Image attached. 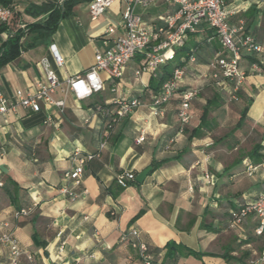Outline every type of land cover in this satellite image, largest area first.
Listing matches in <instances>:
<instances>
[{
    "label": "crops",
    "instance_id": "0c3cea01",
    "mask_svg": "<svg viewBox=\"0 0 264 264\" xmlns=\"http://www.w3.org/2000/svg\"><path fill=\"white\" fill-rule=\"evenodd\" d=\"M4 1L12 8L10 31L42 19L25 9L45 0ZM88 3L73 7L47 45L22 52L0 69L3 95L32 90L44 78L43 60L61 83L93 64L95 54L106 49L105 31L120 25L127 5L118 2L92 21ZM225 3L229 24L243 22L264 55V0ZM176 10V5L162 0L133 6L152 30L163 27ZM51 47L62 66L55 64ZM220 53L215 32L201 24L187 35L174 60L159 67L156 77L135 76L145 61L136 55L119 81L107 82L102 92L87 100L75 101L62 85L63 90L52 95L55 101L64 100L62 113L41 104L37 113L19 107L7 115L0 135V236L11 235L31 256L27 260L22 255L17 264H137L136 253L119 243L121 233L130 228L138 231L153 264H250L264 252V232L255 234L254 217L228 227L231 209L264 193V75L247 76L230 100L229 86L218 88L202 79ZM246 63L242 61V69ZM171 64H182L185 71L181 90H199L183 132H178V94L162 117L151 115L147 107L118 120L95 113V106L110 107L117 98L147 105L160 89L164 67ZM197 130L200 137H195ZM140 135L143 140L136 144ZM101 142L105 146L100 156L85 165L75 188L77 198L62 195L59 190L70 186L65 175L73 168L74 147L92 153ZM246 164L256 168L251 175ZM148 167L152 170L142 184L134 181L123 189L115 181L118 174L136 177ZM20 210L27 215L17 216ZM168 243L179 248L170 256ZM0 264H11L7 245H0Z\"/></svg>",
    "mask_w": 264,
    "mask_h": 264
},
{
    "label": "built area",
    "instance_id": "2783aa9c",
    "mask_svg": "<svg viewBox=\"0 0 264 264\" xmlns=\"http://www.w3.org/2000/svg\"><path fill=\"white\" fill-rule=\"evenodd\" d=\"M155 1L157 0H91L88 3V13L92 21L97 20L118 2H124L127 5L121 14L120 25L117 28L110 27L105 31L106 49L95 54L93 64L86 71L69 77L62 83L56 77L48 61L43 60L41 65L44 78L35 83L32 90L19 89L11 97H6L0 92V135L7 115L14 113L19 107L37 113L40 111V105L43 104L54 106L62 113L65 107L64 100L52 99V95L62 89V85L65 86L64 92L71 94L78 102L102 92L105 82L114 84L122 78L125 67L136 55H142L145 61L135 71V76L149 74L156 77L159 67L174 60L175 51L184 46L187 35L195 33L201 24H206L215 32L221 47V53L211 61L209 71L202 76L206 83H212L218 88L229 86L231 88L230 100H234L235 94L247 76L264 75V55H262L261 46L245 31L243 22L240 21L238 25L229 24L225 0H162L165 3L176 5L177 10L164 20L163 27L152 30L143 23L140 16L134 13L133 6L146 7ZM11 16L12 8L0 3V24H7ZM6 36L7 33L3 36L4 39ZM161 36L163 39L159 41ZM51 52L55 64L62 66L61 57L53 47H51ZM193 61L194 59L190 57L189 62ZM242 61L247 62L245 69L241 68ZM184 75L183 68L174 69L171 77L161 84L160 89L150 97L147 105L139 99L117 98L110 107L97 105L94 111L118 120L128 117L138 108L147 107L151 115L162 117L168 102L178 94L180 107L177 111V119L182 129L190 122V105L199 94L196 88L180 89ZM142 140L143 137L140 135L135 139V143L140 144ZM104 146L105 142H101L97 150L92 153L74 147L71 154L73 168L65 175L66 183L70 186H63L59 190L62 195L68 196L71 200L77 198L75 188L82 182L85 165L98 158ZM255 169L252 165L246 164L248 175H251ZM204 177L207 181L211 180L207 173ZM134 179L135 175L129 172L118 174L115 177L116 183L123 189L134 182ZM2 186L0 182V187ZM27 213L25 210H20L16 215H27ZM250 216L257 221L255 234L261 235L264 232V193L252 201L231 209L228 227L230 229L239 227ZM119 243L125 244L136 253L137 264H153V257L147 246L140 240L136 229L130 228L122 232ZM0 245L8 246L11 264H17L22 255H25L27 260H31V256L22 251L17 240L9 234L0 236ZM250 264H264V252Z\"/></svg>",
    "mask_w": 264,
    "mask_h": 264
},
{
    "label": "trees",
    "instance_id": "16d2710c",
    "mask_svg": "<svg viewBox=\"0 0 264 264\" xmlns=\"http://www.w3.org/2000/svg\"><path fill=\"white\" fill-rule=\"evenodd\" d=\"M91 0H45L41 5H31L25 9V13L33 16H42V19L25 25L15 31H10V21L7 24H0V69L15 60L22 52L33 49L40 45H47L52 35L55 33L59 22L71 13L74 6L84 2H90ZM1 5L10 7L7 1L0 0ZM5 40H1V36L6 34ZM181 49V48H180ZM180 49L175 51L178 52ZM173 67L181 68L182 64L166 65L161 77V84L168 80L172 73ZM246 109L243 110L242 116L239 119L238 124H241L245 116ZM206 124L202 123L203 128ZM178 132H183V129H179ZM194 133V131H193ZM202 132L195 131V137H200ZM191 138V137H190ZM5 191L9 194L8 187ZM166 255L170 256L172 250L179 249L173 243L166 245ZM224 258L228 259L226 255Z\"/></svg>",
    "mask_w": 264,
    "mask_h": 264
},
{
    "label": "water",
    "instance_id": "95a60500",
    "mask_svg": "<svg viewBox=\"0 0 264 264\" xmlns=\"http://www.w3.org/2000/svg\"><path fill=\"white\" fill-rule=\"evenodd\" d=\"M151 170H152L151 167H148V168H146L145 170L141 171V172L135 177L134 181H135L137 184H142L143 181L145 180V178L147 177V175L151 172ZM33 241H34L35 244H37L36 241H35V239H34Z\"/></svg>",
    "mask_w": 264,
    "mask_h": 264
},
{
    "label": "rangeland",
    "instance_id": "374dc122",
    "mask_svg": "<svg viewBox=\"0 0 264 264\" xmlns=\"http://www.w3.org/2000/svg\"><path fill=\"white\" fill-rule=\"evenodd\" d=\"M106 85H107V82L104 83V88L106 87Z\"/></svg>",
    "mask_w": 264,
    "mask_h": 264
}]
</instances>
